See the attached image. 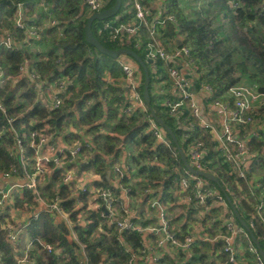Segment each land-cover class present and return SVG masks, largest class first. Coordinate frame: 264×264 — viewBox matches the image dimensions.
<instances>
[{
    "label": "trees",
    "instance_id": "obj_1",
    "mask_svg": "<svg viewBox=\"0 0 264 264\" xmlns=\"http://www.w3.org/2000/svg\"><path fill=\"white\" fill-rule=\"evenodd\" d=\"M40 1L0 0V32L8 28L5 21L14 15L18 3L31 8ZM43 1L51 5L55 18L65 28L63 39L60 41L54 39L51 47L42 55L32 53L26 47L16 51L0 52V67L5 77L9 78L5 85L0 87V106L4 110V113L0 110V176L13 167L17 169L20 167L17 160L10 155L16 137L22 141L27 169L30 173L33 172L34 152L30 148L29 139L33 131L50 135L53 140L63 137L69 144L89 140L94 149L91 153L83 150L88 159L80 169L98 175L104 182L103 187L112 192L114 188L109 189L106 173L128 147L133 150L140 147L139 160L143 153L148 157L158 156L167 162V167H177L186 173L169 136H166L169 146L157 144L152 134L148 132L147 121L142 113L135 111L128 116L123 114L127 101L126 91L120 86L122 71L118 64L123 55L112 59L86 44L84 27L93 12L85 15L86 8L77 0ZM203 1L205 4L202 8L195 11L190 18L180 8V0H163L166 15H173L176 18V25L167 23L163 39L169 41L180 37L184 46L189 48L198 74L193 82L194 86L197 88L208 85L215 97L239 84L255 85L264 92V0ZM114 3L115 0H109L103 10L111 8ZM134 20L132 1L122 0L117 15L104 21L93 22L91 31L105 48L132 50L146 63L148 62L145 57L146 46L151 40L144 30H140L136 35L124 34L116 40L111 39L116 27L131 24ZM106 24L110 25L108 29H104ZM137 42L140 46H136ZM57 58L61 60L60 65L56 64ZM23 63L28 64V71H36L39 79L60 68L54 80L66 81L67 86L64 93L60 94L62 103L58 109L44 114L42 99L36 92V83L27 76L20 75L19 67ZM158 66L162 68L159 71L166 78L163 70L167 67L162 62H159ZM151 67V63L146 64L150 76L149 95L152 97L150 106L173 131L181 150L188 156L187 150L191 140L183 138L177 121L170 118L162 108V98L153 93L154 79ZM138 70L141 74L142 94L144 74L139 65ZM241 78L246 81L240 82ZM256 115L257 118L264 119L263 110ZM73 129L77 132L73 133ZM191 134L193 139L196 138L204 144L207 151V172L215 175L220 185L228 189L226 196L246 224L248 226L253 224L252 231L264 252V225L253 219L254 210L242 197L248 193L247 187L230 174L228 166L218 156L206 132L195 129ZM253 143L252 149H258L262 145L261 142ZM262 168L264 174V164ZM137 172L141 182L139 186H133L134 192H138L132 194L136 199L145 197L147 201L151 197H156L155 194L161 184L164 197L167 200L171 199L172 190L165 181L171 177L169 171L159 169L157 166L151 168L141 165ZM123 183L127 184L125 180ZM240 187L243 191L239 190ZM148 190L152 193L146 195L145 192H149ZM37 193L47 204L52 203L55 197L64 200L65 212H70L74 208V201L69 199L70 189L62 184L59 170L53 171L50 177L37 185ZM34 198L32 191L14 190L11 194L12 207L24 209L34 206L36 203ZM8 209L9 207H0V254L5 264H15L13 249L6 243L3 229L9 218ZM78 215L79 212L75 211L70 215V219L76 221ZM187 218L189 222H194L191 214ZM209 219L210 217H206L204 224ZM83 220L91 221L90 225L87 227L76 225L75 229L85 247L90 264H100L104 257L112 264H127L134 254L142 255L141 236L136 232H119L93 212H85ZM182 222L183 218H177L175 221L177 227L180 225L178 228L184 231L187 224ZM99 226H102L103 231L98 230ZM218 231L222 235L225 234L219 223L208 231L209 237L214 238ZM24 236L50 244L56 251L61 249V264L62 256L65 260L69 259L64 264H78L74 256V245L68 240L66 228L62 223L56 224L50 213L41 212L24 230ZM238 242L243 248L246 247L243 234L239 235ZM126 246L129 251H126ZM224 247V240L198 242L194 245L192 257L187 264H230ZM33 257L39 264H58L55 254L47 255L35 249ZM157 264H175V261L165 256ZM234 264H254V256L245 251L236 257Z\"/></svg>",
    "mask_w": 264,
    "mask_h": 264
},
{
    "label": "built area",
    "instance_id": "obj_2",
    "mask_svg": "<svg viewBox=\"0 0 264 264\" xmlns=\"http://www.w3.org/2000/svg\"><path fill=\"white\" fill-rule=\"evenodd\" d=\"M77 1L89 13H95L102 11L109 0ZM131 1L135 20L131 24L116 27L111 39L116 40L124 34L136 35L140 30H144L151 40L146 46L145 57L152 64L153 93L162 98V108L170 118L177 121L179 129L183 132V138L191 140L187 150L188 156L185 155L187 162L191 168L216 178L215 175L207 172V151L204 144L196 138L193 139L191 134L195 129L206 132L218 156L228 166L230 174L247 187L248 193L242 197L253 208V219L264 225V174L262 171L264 119L257 118L256 115L264 111V92L255 85L239 84L231 87L221 96L215 97L212 88L208 85L196 88L193 82L198 74L189 48L183 43L177 45L176 39L183 42L180 37L169 41L163 39L167 23L176 25V18L173 15H166L163 0L159 3L155 0L158 3L155 10L146 5L149 1L155 4L154 0ZM15 11L16 15L9 21L11 29L0 33V52L16 51L26 47L32 53L42 55L51 47L54 39L57 41L63 39L65 28L55 18L48 3L44 1L39 3L38 8L34 9L30 16L25 14L26 9L22 4H18ZM109 26L104 25V29H108ZM136 46H140V43L137 42ZM159 62L167 67L163 70L166 78L159 71L162 69L158 66ZM56 64H61L60 58L56 59ZM118 64L122 71L120 86L126 91L127 107L123 114L128 116L135 111L142 113L147 121L148 132L152 134L156 143L169 146L166 138L168 135L155 122L144 103L140 91L141 74L138 65L125 55L120 57ZM27 65V63L20 65V75H25L36 83V92L42 99L44 114L58 109L62 103L60 94L64 93L67 86L66 81L54 80L60 68L39 79L36 71H28ZM186 76L189 77L186 78ZM8 80L9 78L5 77L0 67V87ZM0 110L4 113L1 106ZM29 139L30 148L34 152L33 172L30 173L27 169L22 141L16 137L15 144L10 149V155L17 160L20 167L19 169L13 167L0 176V180L4 183V186H0V207L6 208L9 205L12 208L11 194L14 190L32 191L35 196V207L11 209L10 218L3 227L6 243L13 249L15 264H39L33 257L35 249L47 255L55 254L58 264H61V249L56 251L50 244L24 236V230L31 221L39 217L41 212L50 213L56 224L64 222L68 226L70 233L72 232V238H69L71 242H69L76 246L74 256L78 264H90L85 247L80 242L75 229L76 225L81 227L90 225L91 221L83 220L85 212L98 214V217L106 221L108 226H114L119 232H136L139 235L143 232L155 234L158 240L155 248L151 249L153 256L149 255L150 264H157L161 258L177 252H182L185 255L184 259L188 260L192 257L193 246L196 243L218 240H224V253L228 255L230 264H234L236 257L245 251L254 256V264H264L248 233L238 224L227 203L225 197L228 195V189L223 188L217 178L218 183H214L201 176L191 175L187 170L184 173L177 167L169 168L167 162L158 156L148 157L143 153L139 160L140 147L137 150L128 147L123 150L122 157L111 166L114 174L112 185L120 193L116 198L112 191L96 187L98 180H95L94 176L86 172L76 175L73 170L74 166L79 165L83 160L86 161V156L85 159L82 158L83 150L91 153L94 149V145L89 140L74 144L61 143L54 147L49 135L38 131L31 132ZM253 142H261L262 145L258 149H252ZM135 158L136 161H134ZM141 165L151 168L157 166L171 173V177L165 179L172 190L171 199L167 200L164 197L161 184L155 194L157 196L149 198L146 202L145 212L154 211L157 215V227L153 228L144 229L132 222L135 214V198L132 194H137L133 186H139L141 182L137 172V168ZM57 170L61 171L62 184L70 189L69 199L74 201V208L70 212H65L64 200L59 197H55L52 203L47 204L37 193V185ZM124 180L127 182L126 185L123 183ZM239 190L243 191L241 187ZM148 191L145 192L146 195L152 193ZM75 211H78L79 215L76 221H72L70 215ZM191 213H193L194 222H183L187 224L184 231L181 228H174L172 225L174 219L180 216L187 218ZM206 217L210 219L204 224ZM217 223L225 234L222 235L218 231L217 236L210 238L208 231ZM252 227L253 224L249 226L251 230ZM196 228L198 233L195 234ZM98 230L103 231L102 226H99ZM240 234H243L246 241L245 248L238 242ZM62 259V264L69 260L68 258L65 260L64 256ZM0 264H5L1 254ZM100 264L112 263L104 257Z\"/></svg>",
    "mask_w": 264,
    "mask_h": 264
},
{
    "label": "water",
    "instance_id": "obj_3",
    "mask_svg": "<svg viewBox=\"0 0 264 264\" xmlns=\"http://www.w3.org/2000/svg\"><path fill=\"white\" fill-rule=\"evenodd\" d=\"M121 4H122V0H115V3L111 8L106 9V10H102L100 12H95L88 18V20L86 21L85 27H84V37H85L86 44L93 47L98 53L105 55V56H108L112 59H117L121 55L129 56L131 59H133L139 65V67L142 69L143 74H144L143 92H142V97H143L144 103L146 104V106H147L152 118L155 120V122L158 125H160L162 127V129L165 131V133L170 137L171 142L177 151L178 157L181 161L183 168L185 170H187L191 175L201 176V177L205 178L206 180L212 181L214 183H218L217 179L215 177H213L212 175L207 174V173H202V172H199V171L191 168V166L187 162L185 154L183 153V151L181 150V148L179 146V143H178L177 138L174 135L173 131L152 110V108L150 106V101H151L152 97L149 95L150 77H149V73H148L147 68H146V64L150 63V61H148L146 63L143 62V60L141 59V57L139 55H137L134 51L129 50V49H117V50L107 49L104 46H102L101 43L93 36L92 31H91V26H92L93 22L104 21V20H107V19H110V18L116 16L117 13L119 12L120 8H121ZM176 43H177V45H182V41L179 39H176ZM188 77L189 76H186V78H188ZM6 190H7V187L5 188V191ZM225 198L227 200V203H228L230 209L233 211L234 216H235L238 224L248 233L249 237L251 238V241L253 242V244L257 248L259 255L261 256V258L264 261V252L261 249L260 244L257 241L253 231L249 228V226L246 224V222L239 215L236 207L231 203V200L229 199V197L226 196ZM105 212L107 213V211H105ZM126 249H127V247H126Z\"/></svg>",
    "mask_w": 264,
    "mask_h": 264
},
{
    "label": "crops",
    "instance_id": "obj_4",
    "mask_svg": "<svg viewBox=\"0 0 264 264\" xmlns=\"http://www.w3.org/2000/svg\"><path fill=\"white\" fill-rule=\"evenodd\" d=\"M42 1L43 0H41L39 3H41ZM39 3L36 4L34 7H31V8L32 9H37ZM18 4H22L23 7L26 9V12H25L26 15H28V16L31 15V12H30L31 8L26 7L23 3H18ZM146 4H149L148 7L151 8L152 10L153 9L155 10L156 6L158 5V3H156V1H155V4L152 3V1L146 2ZM50 7H51V5H50ZM51 9H52V7H51ZM27 10H29V11H27ZM84 12H85V15H87L89 13V11L87 9H85ZM14 15H16V11H14ZM12 17L9 18L8 21H5V24L8 26V28L7 29H4V30H10L11 29L10 28V25H9V21H10V19H12ZM1 31H3V30H1ZM72 131H73V133H76L77 132V130H75V129H73ZM49 137L51 138V143H52V145L54 147H57L61 143H67V144H69L66 140H64L63 137H61V138L57 137L55 140H53V137H51L50 135H49ZM85 156L86 155H83L82 158L85 159ZM86 157L88 159V156H86ZM87 159H86V161H87ZM86 161L83 160V162L79 163V165L73 167V170L75 171L76 175H80L82 172H86V173L94 176V179L95 180H98L99 181V182L97 181V184H95L96 187L105 189L106 187H103L104 182H103V180L98 175H96L93 172H89V171H85V170H81L80 169L86 163ZM105 178H106V183L108 185H110L109 186V189H113V185L112 184L114 182V174H113L112 168L107 171ZM101 183H102V185H101ZM0 186H4V183L1 180H0ZM113 193H114V195H115L116 198H118L119 195H120V193H118L117 190L115 191L114 189H113ZM134 198H135V203H134L135 214L133 215L134 217L132 218V222L134 224L140 225L144 229L145 228L157 227V215H156V213L154 211L145 212L146 202L148 200L146 201V198L145 197H143L142 199H136V197H134ZM7 207H9V209H8V216L10 218L11 209H13V207L11 208L9 205ZM33 207H35V205L34 206L32 205L31 208H33ZM117 209L120 211L119 206H117ZM190 211H192V210H190ZM192 214L193 213H191V217H192ZM178 218H183V222H185V221L189 222L187 218H184V217H178ZM176 219H174V221L172 222V225L174 226L175 229H177L180 226L179 225L177 227V225L175 223ZM6 223H5V225H6ZM142 223H146L147 225H141ZM57 224H59V223H57ZM62 224L64 225V227L67 230L68 240H69V238L71 239L72 238V232L70 233V230H69L68 226L64 222H62ZM73 233L75 234V232H73ZM194 233L195 234L198 233V229L197 228L194 230ZM77 236H78V234H77ZM140 236H141L140 242L143 245V247H142L143 251L140 252V253H142V255L134 254L130 258V260L128 261L127 264H150L149 263V261H150L149 255H152L153 256V252L151 251V249L153 247L155 248V245L157 244L156 242L158 240V237L155 234H153V233L152 234H149L147 232H143ZM73 245H74V251H75L76 246H75L74 243H73ZM126 251H129V248L128 247H127ZM192 253H193V250H192ZM167 256L170 257V258H172L173 261H175V264H187L190 261V259H191V258L188 259V260L184 259L185 255L182 252H177L176 254L171 253L170 256L169 255H167Z\"/></svg>",
    "mask_w": 264,
    "mask_h": 264
},
{
    "label": "rangeland",
    "instance_id": "obj_5",
    "mask_svg": "<svg viewBox=\"0 0 264 264\" xmlns=\"http://www.w3.org/2000/svg\"><path fill=\"white\" fill-rule=\"evenodd\" d=\"M160 0H158L159 3ZM155 2V0H154ZM157 3V2H156ZM205 4V1L203 0H180V8L183 10V12L190 18L193 17V13ZM31 13L34 12V9L30 10ZM246 79L241 78L240 82H244ZM184 153V152H183Z\"/></svg>",
    "mask_w": 264,
    "mask_h": 264
}]
</instances>
